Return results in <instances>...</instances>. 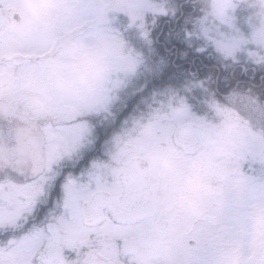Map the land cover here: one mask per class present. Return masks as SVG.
Returning <instances> with one entry per match:
<instances>
[{
  "label": "rangeland",
  "instance_id": "obj_1",
  "mask_svg": "<svg viewBox=\"0 0 264 264\" xmlns=\"http://www.w3.org/2000/svg\"><path fill=\"white\" fill-rule=\"evenodd\" d=\"M9 1L23 18L0 42V54H6L9 62L21 59L22 66L6 101L22 104L25 113L36 119L50 116L54 120L42 129L48 170L40 174L39 182L55 177L59 196L54 217L67 237L90 233L79 225L82 201L101 188L117 194L111 174L131 156L141 155L148 159L154 194L134 211L122 212L113 204L115 219L121 222L105 224L102 230L106 233L101 237L107 240L113 235L127 247H149L152 264L168 263L180 253V258L196 264H210L214 259L220 264H264V107L250 94L234 92L227 103L214 102L215 112L210 116L198 114L185 93L179 102L169 97L166 109L148 104L143 114L125 118L116 132L106 136L99 147L95 145V126L89 119L108 112L121 95L135 92L134 76L144 60L125 32L146 28L141 20L164 1ZM201 3L209 7L200 28L209 50L223 60L264 57V0H233L226 14L214 12L210 0ZM162 66L158 63L148 71L158 74ZM181 84L182 89L202 97L210 91L201 78ZM1 102L0 118L7 119ZM187 122L207 128L202 146L192 154L174 140L176 128ZM13 125L15 121L9 123L6 134L0 133L3 157L13 151L18 136L23 134L26 140L33 129L26 118L23 132ZM96 149L101 155L93 160ZM86 153L91 154L85 158ZM80 166L75 173L73 169ZM182 172H186L183 183ZM214 175L225 176V184L218 182L219 188L204 198L209 185L199 186L198 178ZM1 188L0 208L5 210L3 205L13 202V191L6 200ZM29 189L26 184L17 193L33 194L34 198L43 193ZM181 190L196 198L187 199L180 213L177 200ZM208 201L212 205L204 207ZM31 205L23 208L24 216ZM223 212L231 231L226 235V223L218 218ZM41 231H35L29 240L32 247ZM202 235L207 243L199 238ZM189 238L198 240L193 247Z\"/></svg>",
  "mask_w": 264,
  "mask_h": 264
},
{
  "label": "flooded vegetation",
  "instance_id": "obj_2",
  "mask_svg": "<svg viewBox=\"0 0 264 264\" xmlns=\"http://www.w3.org/2000/svg\"><path fill=\"white\" fill-rule=\"evenodd\" d=\"M16 11L18 10L12 7L9 0H0V18L9 22V29L6 34L0 37V42L10 32L11 27L22 20L23 15L15 14ZM16 18H18L17 21ZM210 54L206 55L205 59L207 61L201 66L204 67L203 71H207L205 69H210L214 66L216 67V64L211 63L213 55ZM254 57H249V59L246 56L242 58L239 56L224 58L227 59L223 60L225 71L228 74L226 86L230 89L228 96L234 92L250 94L254 100H257L264 107V57H259L258 55ZM10 63H12L11 70H9ZM21 66V59L9 62L6 54H0V106H2L1 101H3V106H6L3 115L8 117L7 119L0 118V128L4 129L0 130V133L4 132L3 134H6L9 123H13L14 121L15 125L12 127L18 125L17 127L23 132L25 118L30 121L33 127L31 131L26 130L29 132L26 140L23 139V134L17 137L20 139L15 141L13 151L9 155L5 153V157H3V150L0 146V154L2 153L0 155V185L4 192L3 199L8 200V194L10 191H13L12 196H10L13 202H6V205H3L5 210L0 208V221L2 222L0 224V264H152V252L149 247H127L119 243L120 239H115L116 237L113 235L107 237V240L101 237V235L106 233V230H102L105 224L121 222L115 219L116 216L112 210L113 204H118L122 212L134 211L142 207L124 208L120 204L121 187L119 175L123 165L119 171L111 174L109 178L110 182L116 184L118 188L117 194H114L109 189H97L109 192V201L102 219L95 214V216L90 215L88 217H85L83 214V204L90 200L95 190L87 200L81 203L79 225L81 228L90 230V233H86V235L84 234L78 238L67 237L62 224L54 217L58 210L55 200L57 192L55 177H48L47 183L40 184L39 182L40 174L48 170L46 169V145L42 129L45 125L51 126L54 120L50 116L46 119H36L30 113H25L22 104H8L6 101L7 93H12L13 82L14 79L17 80V72ZM217 77H219V73ZM1 138L2 135L0 136ZM194 152L185 153L192 154ZM50 173L52 174V172ZM185 175L186 172H182V183L186 179ZM149 179L151 183L150 174ZM224 181H226L225 176L218 177L214 175L210 179L208 177L198 178L199 186L202 184L204 186L209 185L202 197L205 198L212 194V190L216 187L219 188L218 182ZM26 184L29 185V190L35 193L42 190L43 193L38 194L39 196L36 198L33 197V194L24 195L23 192L17 193V189L22 190ZM181 191L183 193L177 200L178 211L180 213L183 211V205L187 199L192 200V198H196L192 193L185 195V190ZM153 194L154 190L152 196ZM195 195L200 194L196 193ZM25 199H27V206L24 204ZM30 202L32 203L31 209H28L27 214L24 216L23 208H28ZM210 205H212V202L208 201L204 207ZM224 212L223 217L218 215V218H223L224 223H226L223 230V235H226L227 233H231V231L230 226H227V215H224ZM198 216L200 217L201 215ZM37 230H42V236L37 240V245L32 247L29 240L32 239ZM98 231L100 233H97ZM75 234L77 235V233ZM198 234H201V231ZM216 237H219V235ZM199 238L203 239L205 243L208 242L203 235ZM197 241V239L193 238L188 239L191 247ZM180 257H182V253H180ZM180 257L165 264H196ZM210 264H220V262L214 259L213 263ZM221 264L225 263L222 262Z\"/></svg>",
  "mask_w": 264,
  "mask_h": 264
},
{
  "label": "trees",
  "instance_id": "obj_3",
  "mask_svg": "<svg viewBox=\"0 0 264 264\" xmlns=\"http://www.w3.org/2000/svg\"><path fill=\"white\" fill-rule=\"evenodd\" d=\"M162 1L164 2L150 10L141 20L146 28L139 29L138 33L132 28L125 32L134 46L133 50L141 53L144 60L134 76L135 92L121 95L108 112L89 119L95 126L96 147H99L106 136L116 132L125 118L143 114L149 109L148 104L157 109L161 106L159 110L166 109L169 97L172 101L179 102V97L185 93L198 114L210 116L215 112L212 107L214 102L226 101L230 89L226 86L228 74L224 61L219 58L218 53H209L207 38L200 34L202 17L209 7H204L201 0ZM207 54L213 55L211 63L216 64V67L203 71L204 67L201 66L207 61ZM158 63H163L161 71L158 74L149 73L148 70ZM200 78L210 86V91L203 97L182 89L181 83L186 84ZM102 119L103 122L100 123ZM97 150L91 155L93 160L100 156ZM90 154L86 153L85 158ZM81 167L74 168V172L77 173ZM62 170L65 171V167ZM58 196L56 192L57 201Z\"/></svg>",
  "mask_w": 264,
  "mask_h": 264
},
{
  "label": "water",
  "instance_id": "obj_4",
  "mask_svg": "<svg viewBox=\"0 0 264 264\" xmlns=\"http://www.w3.org/2000/svg\"><path fill=\"white\" fill-rule=\"evenodd\" d=\"M215 12L225 14L232 0H211ZM1 17V15H0ZM18 20V18H17ZM9 22L0 18V35L8 28ZM205 127L195 123L180 125L174 134L175 141L187 152L198 149L206 136ZM121 194L120 204L124 208H137L145 204L152 196L148 175V161L143 156H133L119 175ZM109 193L107 191L95 192L91 199L83 204L85 217L90 215L102 219L104 208L108 204ZM95 214V215H94ZM88 218H86L87 220ZM88 221V220H87ZM90 222V221H88ZM55 225V224H52Z\"/></svg>",
  "mask_w": 264,
  "mask_h": 264
}]
</instances>
